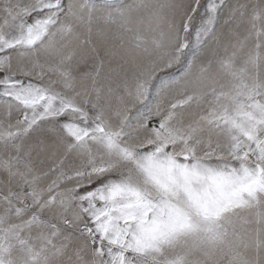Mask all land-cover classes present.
Returning <instances> with one entry per match:
<instances>
[{"label": "snow or ice", "instance_id": "1", "mask_svg": "<svg viewBox=\"0 0 264 264\" xmlns=\"http://www.w3.org/2000/svg\"><path fill=\"white\" fill-rule=\"evenodd\" d=\"M0 185V264H264V0H0Z\"/></svg>", "mask_w": 264, "mask_h": 264}, {"label": "crops", "instance_id": "2", "mask_svg": "<svg viewBox=\"0 0 264 264\" xmlns=\"http://www.w3.org/2000/svg\"><path fill=\"white\" fill-rule=\"evenodd\" d=\"M202 2H203V0H202ZM221 23H223V18L221 19ZM218 27H219V25H218ZM42 186H43V185H42ZM0 189H4V190L6 191V188H4L3 185H0Z\"/></svg>", "mask_w": 264, "mask_h": 264}, {"label": "rangeland", "instance_id": "3", "mask_svg": "<svg viewBox=\"0 0 264 264\" xmlns=\"http://www.w3.org/2000/svg\"><path fill=\"white\" fill-rule=\"evenodd\" d=\"M137 107H139V105H137ZM74 226L78 227L79 225H74ZM63 235H67V233H64Z\"/></svg>", "mask_w": 264, "mask_h": 264}]
</instances>
